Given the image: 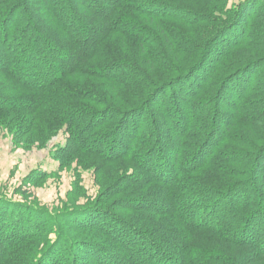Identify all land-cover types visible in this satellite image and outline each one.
<instances>
[{
    "label": "trees",
    "instance_id": "16d2710c",
    "mask_svg": "<svg viewBox=\"0 0 264 264\" xmlns=\"http://www.w3.org/2000/svg\"><path fill=\"white\" fill-rule=\"evenodd\" d=\"M230 1L219 0L210 9L201 7L190 11L179 6V2L162 0H95L93 5L84 8L87 14L80 19L85 25L81 30L83 37L70 36L67 26H58L59 32L52 39L60 42L59 50H66L68 58L64 63L58 62L62 72L49 82L53 65H46L45 56L39 58L42 51L36 49V44L41 43L37 30L26 23L22 33L13 39L10 36V30L13 33L22 27L21 23L18 25L19 20L27 19L24 16L19 19L16 12L19 7L25 9L27 1L0 0L5 4L0 6L3 41L0 43V84L9 81L14 93L0 91V115L25 111L33 122L58 126L67 134L63 151L59 152L63 160L93 154L101 163L128 172L118 180L122 187L120 192L128 193L127 199L116 201L121 203L119 208L124 219L113 212L117 206L108 212L88 207L70 215L65 213L64 219H58L60 225L54 228L55 223L46 225L49 218L46 213L0 199V238H3L0 264H264V218L259 216L262 204L258 196L260 191L255 186L258 179L264 187V128L255 127L256 121L264 126V104L249 100L250 96L258 95L250 88L252 74L247 75L251 67L264 68V54L255 59L245 57L237 65L226 62L232 49L254 40L255 43L264 41V0H260L255 10L251 0L232 7ZM42 3L48 5V0ZM177 3L184 10V17L169 15L175 12L174 8H179ZM211 9L215 11L210 12ZM133 13L149 26L163 18L182 24L179 21L186 22L189 19L186 15L191 14L204 23L209 22L210 29L215 30L212 32L203 24L191 26L194 33H201L203 29H208L207 34L212 33L203 44L186 40L191 56L184 59L185 55L180 57L179 53L183 40L178 38L175 45L176 34L171 28L163 24L151 32L146 25L131 23L130 14ZM56 19L53 14L48 23L56 24ZM8 27L10 29L6 30ZM243 27L246 33L241 32ZM25 34L33 35L32 43L24 41L21 50L13 53L12 48ZM148 34L155 37L162 57L158 54L154 57L146 50L144 36ZM234 38L236 41L231 44ZM111 46L115 55L108 52V58L115 60L109 62L106 58L108 63H101L102 50L111 49ZM125 47H133L134 55L124 53L122 48ZM58 56L50 54L47 60L56 62ZM131 61L141 73L137 76L140 86H136L131 98L121 103L116 91L117 87H124L126 74L123 71L107 74V71L110 72V67L117 68L119 63H126L129 68ZM30 62L41 70L36 76L30 72ZM221 67L225 72L220 77L216 74ZM42 74L45 76L41 77ZM90 75L96 80L95 84L85 81ZM72 76L83 77L82 83L76 82L86 86L83 91L71 87L73 82L66 83ZM171 80H175L173 83L180 80L174 84V91L177 95L183 94L179 99L173 97L171 104L183 109L189 106L188 102L192 103L195 113L182 112L183 115L176 114V119H169L168 129L177 136L172 137V132L164 136L171 145L167 151L172 168H168L159 164L163 135L157 130L158 126L154 134L152 128L150 133L143 132L141 125H135L129 117L143 111L147 100L161 97L158 93L169 89L168 81ZM22 81L26 84H21ZM102 81L108 82L110 87L101 86ZM95 88L97 94L89 90ZM261 93L264 95V89ZM165 99L159 101L164 103ZM212 103L228 111L224 119L219 120L220 112ZM227 116L231 117L225 120ZM128 126H131L129 131ZM236 132L248 136L250 141L239 138ZM100 142L103 152L93 153L94 146ZM237 148L246 150L237 151ZM125 160L131 163L124 167ZM149 165L155 166L154 178H162L157 179L162 185L159 191H148L154 182L146 177L150 173ZM226 165L237 166L240 170L231 171ZM137 175L139 179L135 181ZM160 196L165 198L161 200ZM102 197L103 202L110 198L107 194ZM122 200H128L126 205ZM65 227L83 236L72 242L64 234ZM94 232H98V241L91 234ZM141 239L151 248L144 255L142 247L139 253L134 252L135 242L143 244ZM164 239L173 242V251H168L161 243ZM142 244L140 246H146Z\"/></svg>",
    "mask_w": 264,
    "mask_h": 264
},
{
    "label": "rangeland",
    "instance_id": "374dc122",
    "mask_svg": "<svg viewBox=\"0 0 264 264\" xmlns=\"http://www.w3.org/2000/svg\"><path fill=\"white\" fill-rule=\"evenodd\" d=\"M27 1V7L24 9L22 7H19L16 9L17 15L20 17L24 16L27 17V19H24L23 22L19 20V26L22 24V27H18L16 31L12 33V30H10L11 38L15 35H19L24 30V25L26 23H29V25L35 28L37 30V34L39 35V38L41 39V43L38 45L36 44V49H39L42 51V56H39L40 59L45 56L46 58L44 61L46 62V65L49 64V67L51 66V79L55 80V78L60 75L62 72L60 68V63L58 62H66L68 55L66 54V50L60 51L59 46L60 42L53 41L54 35H56V32L58 31V26H67L66 30L68 31V34L70 36H76L80 35L83 37V34L81 33L82 26L84 25V22H81L80 19L83 15V17L86 16V12L84 8H88L93 5V2L95 0H48V5L43 4V0H26ZM51 1V2H50ZM164 2L170 3V2H179V6H183L184 9L190 10V11H196V9H200L201 7L203 9H210L214 3H218L219 0H162ZM241 1L244 0H231L229 2V6L232 7L233 5L240 4ZM252 5L251 7L253 10H255L259 4L260 0H251ZM142 4V3H141ZM140 4V5H141ZM211 4V5H210ZM4 3L0 2V6H4ZM174 5V4H173ZM176 6V4H175ZM178 3H177V7ZM204 6V7H203ZM216 7V6H215ZM60 8H64L61 11H59ZM183 8H174L175 12H170L169 15H174L176 17H184V10ZM251 8V9H252ZM250 10V9H249ZM215 11V10H210ZM150 12V11H149ZM167 13L166 11H164ZM197 13V12H196ZM53 14L57 17V23L49 24L48 21L50 20V16ZM156 14V13H155ZM168 14V13H167ZM233 14V13H232ZM131 17V23L137 22V24H141L142 26L146 25L145 27L149 31H153V29L160 27L161 25L168 26L171 28L174 33L176 34L175 39L173 40L174 44H178V38H181L183 42H180L179 47L182 49L180 50V54L178 53V56L183 57V54L185 55V58H189L191 54H188L191 50V48H188L186 46V40L190 39L192 41H198V44H203V42L206 41L208 37H210L211 33L215 30L210 29L211 25L209 22L204 23L200 20L198 16H194L189 14L186 17H189V19L185 21H179L182 22V24L176 22V20H171V18H163L158 19L154 21V24L152 26H149L147 24V21L143 22L140 17L137 15L130 14ZM13 18V16H12ZM241 18H243L241 16ZM240 19V17H239ZM238 19V21H239ZM13 20H16L13 18ZM160 20V21H159ZM206 20V19H205ZM192 21V22H188ZM142 22V23H141ZM21 23V24H20ZM24 24V25H23ZM204 25L206 28H209L211 31L210 34H207L208 29H203L202 31H199L201 33H194L191 31V26L199 27L200 25ZM236 24L238 22L236 21ZM28 25V24H27ZM163 25V26H164ZM140 26V25H139ZM189 27V28H187ZM10 29L9 27L6 29ZM32 31V30H31ZM242 33H246L245 27L241 29ZM209 33V32H208ZM248 36L251 35L247 33ZM26 35V34H25ZM9 36V37H10ZM200 36H202V39L200 40ZM146 38V50L151 52V55L156 57L157 54L158 57H162L163 53L161 52L159 44L156 42L155 37H152L150 34L144 36ZM206 37V38H205ZM237 37V36H236ZM53 38V39H52ZM0 36V43L1 41ZM34 37L32 34H27L26 36L21 38V42L18 44H15L14 48H12V52L16 53L18 52V49L21 50L24 41L29 43L33 41ZM239 40V39H238ZM236 41V38H234L230 43H234ZM255 41V40H254ZM252 42L247 43L246 46L243 45L241 47H236L231 50V52L228 55V58L226 60L227 64L229 65H237L241 59L248 57V58H258L262 57L261 55L264 54V41L260 42ZM26 43V44H27ZM2 44V43H1ZM185 44V45H184ZM4 45V43H3ZM228 45V44H227ZM230 45V44H229ZM228 45V46H229ZM113 46H115L113 44ZM111 46V49H104L102 50L101 55L104 57H101L102 62L101 63H108L106 62V58L110 61H113L115 59L108 58V52H110L111 55H115V50ZM117 48H121L117 46ZM124 53L134 55V48L131 47L130 49L122 48ZM35 51V49H34ZM137 52V51H136ZM174 52H176V49H174ZM187 52V53H186ZM27 53H31V51H27ZM119 53V52H118ZM50 54H59L58 61L51 62L50 60H47V56ZM121 55V53H119ZM32 55V54H31ZM170 57H173L172 53H169ZM250 55V56H249ZM259 55V56H258ZM253 56V57H252ZM165 57L166 56L165 54ZM105 59V60H104ZM120 59V57L117 54V60ZM184 59L182 61H184ZM126 61V60H125ZM43 62V60H41ZM132 62V61H131ZM183 62H181L182 64ZM119 66L117 68L110 67L107 71V74L113 73L120 74V71H123V73L126 74V80L124 82V87L120 86L117 87V92H119V101H122L121 103H124V101L129 97L131 94H134V89H136V86H140L137 82V76H139L141 73L139 72L138 68H134L136 66L133 62L132 65L127 68V64L125 63H119ZM18 66V65H17ZM16 66V67H17ZM30 66V72L31 74H38V70L41 71L39 68H37L36 64L33 62L29 63ZM108 66V64H107ZM105 66L104 68H106ZM190 66V65H189ZM188 66V67H189ZM224 66V64H223ZM137 67V66H136ZM122 68H125L124 70H121ZM28 69V68H24ZM10 70L13 71V67L10 66ZM47 72V71H46ZM146 72V71H145ZM225 70L223 67L220 68V70L217 71V76H222L224 74ZM122 73V72H121ZM251 73V81H250V88L251 91L256 93L258 96H250L251 98L249 100L255 99L254 101H258V103L264 104V95L262 90L264 89V68L261 66L251 67V69L248 70L247 75ZM105 74V73H104ZM45 76V74H42L41 77ZM191 77V76H190ZM190 77H187V79ZM16 79L19 78L16 77ZM49 79V78H48ZM47 79V81H48ZM87 82L96 83V80L93 78V76H89L85 78ZM177 79V78H176ZM189 79L187 80L188 82ZM83 77L81 76H72L70 77L66 83L73 82L71 87H75V90L83 91L86 86H80L81 84H76L77 81L83 82ZM175 80L168 81L170 83L169 89H166L164 91L159 92L158 90L156 94L158 93L161 95V97L157 98H151L146 101V108L143 111H137L134 114H132L129 118L135 122V125H141V130L143 132L150 133V128H152V133L154 134L156 126H158L157 130L162 132L163 140L161 141V147L160 148V155L162 158L159 160V164L163 165V167L172 168L170 157L168 155V151L171 147L170 141L164 139V136L166 134H169L172 132V137L174 135L177 136L176 132H173L169 130L170 128V120L171 118L176 119V114L183 115L182 112H188L189 115L195 113L193 110L192 103L188 102L189 106L183 107V109L175 108L173 104H171L170 101L173 97H176V99H179L183 94L177 95L178 92L174 91V84L179 83L180 80L175 83H173ZM21 82V81H20ZM75 82V83H74ZM105 82V84H104ZM101 86H106L108 82L102 81L100 82ZM21 84H26L22 81ZM0 91L4 94H14L10 88L12 87L11 83L9 81L3 82L0 84ZM107 86L110 87V84H107ZM134 86V87H133ZM92 92L94 91L95 94L97 88L95 90L89 89ZM181 91V89H180ZM258 92V93H257ZM113 93V91L111 92ZM183 93V88H182ZM105 96V95H104ZM166 97L164 103L160 102V99H163ZM78 99V98H77ZM160 100V101H159ZM142 101V100H140ZM138 102V101H136ZM167 102H170L167 103ZM84 107L90 108L91 106L89 104H83L82 102H79ZM134 104V103H133ZM223 105V103H222ZM2 104H0V107ZM212 106L217 107V111L219 113V120L222 118L224 119L225 116L228 114V111L222 109L220 105H217V103H212ZM190 107V108H189ZM222 109L224 111L220 110ZM220 110V111H219ZM196 111V110H195ZM176 112V113H175ZM198 112V111H197ZM174 116V117H172ZM136 117V118H135ZM224 117V118H223ZM231 117V116H230ZM229 116L226 117L225 120L230 119ZM135 118V119H134ZM263 118V117H262ZM264 123V122H263ZM160 124V125H159ZM255 127L262 130L264 126L256 121ZM215 126L218 127L217 123H215ZM131 129V126H128V131ZM219 130H221L218 127ZM127 131V129H126ZM236 130H234L235 132ZM121 132V131H120ZM119 132V134H120ZM239 132H236L237 134ZM260 135V134H259ZM239 138L247 139V141H250L248 139V136L238 134ZM67 139V134L60 129L55 124H41V122H33V120L28 116L25 111L23 112H16L13 114H3L0 115V199L5 198L13 203H16V205L26 206L33 208L34 210H39L40 212L46 213V215L49 217L46 220V225L52 226L53 223H55L54 228H56V225H60L58 222L59 218H65V213H68V215L76 213L81 210H86L89 208L93 209H101L106 212L109 211L110 208L116 207L119 208L120 205L117 204L120 199H127V194L120 192L121 184H119V181L126 173L125 169H118L114 165L105 164V162L101 163L100 159L93 155V154H80L76 157L72 158L69 157L67 160H63L64 157H62V154L59 152L63 151V148L65 146ZM160 140V139H159ZM86 147L89 146V144L85 145ZM104 146L100 142L97 146H94V152H103ZM246 149L237 148V151H244ZM234 158V157H233ZM240 158V157H238ZM156 160L151 161L149 163L150 165L155 163ZM169 161V163H168ZM130 161H123V166L129 165ZM131 163V162H130ZM163 163V164H161ZM231 163V162H230ZM236 163V162H234ZM150 167L148 174H146V177L148 176V181H154L151 186L148 188L149 192L159 191L160 186H162L158 181L159 176H156L157 178H154L152 173L156 171L153 168ZM171 165V166H170ZM138 167V166H137ZM226 167L231 171H238L240 168L237 166H230L226 165ZM181 168L183 167V164L181 165ZM142 170H144L142 168ZM41 173H44L45 176L40 177L39 175ZM237 173V172H236ZM150 177V178H149ZM139 179L138 175L135 178V181ZM158 179V180H157ZM256 184L255 186L258 187L260 193H258L259 199L261 201V209L259 216L264 218V187H261V185L258 183L259 180H255ZM141 183H138L140 185ZM107 194L110 198L107 199L105 202L102 195ZM162 198H165V196H160L159 199L162 200ZM115 201V202H114ZM128 200H122L124 202L123 205H126V202ZM115 203L117 205H115ZM89 207V208H88ZM115 208V211H113L116 215H118L121 218H125L123 211L119 208ZM157 208H160V205H157ZM119 212V213H118ZM184 215H187V212L184 211ZM108 216H111V214H108ZM109 221V220H108ZM112 225V224H109ZM115 228V226H114ZM122 229V228H121ZM98 232L91 233L94 234L96 241H98ZM64 234L66 237H68L72 242L79 241L81 239V236H83L81 233H78L75 229H70L68 227H65ZM53 239V236H51V240ZM139 239H137L138 241ZM143 244H146V246H140L142 244L139 242H135L134 252L140 251V248H144L142 250V254L144 255L145 251H149L151 248L145 243L143 239ZM95 241V240H93ZM3 238H0V246L3 244ZM57 243V241L55 242ZM165 248L168 251H173L172 243L170 240L164 239L163 242H161ZM142 244V245H143ZM33 246H35L33 244ZM133 247V246H132ZM170 253V252H169ZM113 260V259H112ZM115 260V258H114ZM108 264H111V262H108Z\"/></svg>",
    "mask_w": 264,
    "mask_h": 264
}]
</instances>
